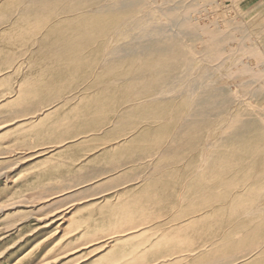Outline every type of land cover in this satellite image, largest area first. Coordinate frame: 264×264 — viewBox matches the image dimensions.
I'll return each mask as SVG.
<instances>
[{
    "label": "rangeland",
    "instance_id": "rangeland-1",
    "mask_svg": "<svg viewBox=\"0 0 264 264\" xmlns=\"http://www.w3.org/2000/svg\"><path fill=\"white\" fill-rule=\"evenodd\" d=\"M26 2L0 0V264H264V0H145L80 59ZM156 28L189 65L146 93L145 57L103 64ZM217 90L227 118H189Z\"/></svg>",
    "mask_w": 264,
    "mask_h": 264
},
{
    "label": "bare ground",
    "instance_id": "bare-ground-1",
    "mask_svg": "<svg viewBox=\"0 0 264 264\" xmlns=\"http://www.w3.org/2000/svg\"><path fill=\"white\" fill-rule=\"evenodd\" d=\"M14 1H21V2L27 1L26 7L23 9L22 14L19 16L20 19L18 21H20L19 23H21V24H19L18 26H21L22 23H25L26 21L29 23H33V20H35L37 23H53L56 19H58L57 21H61V22H59V25L62 26L63 29L66 28L69 35H67L65 37H56L55 40H60V41H64V42H63V44H53L54 48H52V52H53V54L56 55L55 57L69 58V53L71 51H75L76 52L75 54L77 55V56H75V59H80L81 56L83 58H86V56L84 55V47H85V49H87L88 47L97 46L96 44L98 42V36L99 37L100 36L101 37H108V35H110L112 33L115 35L114 37H116L117 35H121V36L124 35V33L126 32V28L128 27L129 23H121L120 24L117 21V18H115V21L113 22L109 19V17H107L108 14H113L115 11L118 12V10L121 8H122V10H123V8L129 9V10L134 9L135 7L142 5L143 2L145 5V0H118L117 2L115 1L114 4L108 3L107 6H103L102 8H98V5L105 0H14ZM147 1L148 0H146V3H147ZM144 5L142 7L141 6L140 7L143 8ZM96 6L98 9L93 8ZM99 7H101V6H99ZM6 11H7V9L4 10L3 12L5 13ZM100 12H103L104 14L98 15V13H100ZM89 13L91 15L87 16V14H89ZM80 14H82V15H80ZM73 15H77L78 16L77 19L71 20V17ZM57 17H59V18H57ZM7 18L12 19V16H10V17L8 16ZM121 19L122 18L120 17V20ZM123 20H125V19H123ZM123 20H122V22L126 21V20L125 21H123ZM107 21H111V22L107 23ZM82 22H86V23H82ZM135 24L136 23L133 24V27ZM182 25L186 26L185 23ZM182 25H181L180 29L182 28ZM188 27H190V26H188ZM81 28H83V29H81ZM183 29L184 28H182V31H183ZM187 29L189 30V28H187ZM82 30H83V33H84L86 38H84V36L82 34ZM184 30H186V29H184ZM194 30H196V29H194ZM188 32H190V30ZM190 33H192V32H190ZM194 33H195V31H194ZM86 35H88V36H86ZM146 35H148V38L151 35L154 36V38H151L152 42L148 46H144L143 43L141 42L144 39L146 40V38H147ZM165 35H164V29L163 28H156L154 30H151V31L148 30V31H145L142 34H140L139 36L140 37L142 36L141 41H138V39H141L139 36H136V37L134 36L135 38L130 39L131 40L130 42H128L122 46H115L109 53L107 52L109 54V56H111V57L103 65L110 66L120 58H131L134 56H142V57L146 58L145 61H143L144 71L140 74V76H138V77L136 76V77L137 78H145V77L151 76V75H153L155 77L153 79L154 80L153 83H146L145 84L146 86L144 85V87H146L144 92L147 93V92L155 91L156 87L161 86L163 84L168 85L170 83L171 79L173 78V76L175 75V72L180 70L181 67H186V65L188 64V62L186 61V56L188 54H187L185 47H183L181 45V43L183 44V42L178 43L179 40H177V39H175L174 41H167V40H165ZM145 36H146V38H145ZM179 36H181V35H179ZM185 37H186V35H185ZM192 37L196 38L195 36H192ZM113 41H114L113 43H115V38H113ZM215 43H213L212 45H215ZM58 46L61 48L59 53L56 52V48ZM217 49H216V45L213 46V51H215ZM150 57H154V58L151 59ZM160 58H162V59L167 58L168 60H166V61L159 60ZM106 59H107V57H106ZM187 60H189V59H187ZM150 61H154L155 63L150 64L149 63ZM164 72H168L169 74L164 76V75H162V73H164ZM41 82L45 83L42 85H46V84L50 85V83L45 82L44 80L39 81V83H41ZM55 83H51V84H55ZM116 83H118V81H114L112 84H116ZM56 84L61 85V86H70V85L64 84L63 82H58ZM110 86H112V85H110ZM193 87H195V86H193ZM65 89L68 90V87ZM219 91H220V89H219ZM219 91L217 90V91H215L216 94H209L208 96L200 99L197 102V105L202 106V109L199 110L198 112L194 111V113H191V115L189 114L188 115L189 118H191V117L195 118L196 117L197 120L200 119V120H203L204 122L206 120H208L209 118H214V117L218 118L221 116L223 117V115H224L223 118H225V113H224L225 107L224 106L228 102V99L226 96L228 92L226 93L225 91H222V92H219ZM141 92H143V91H141ZM162 92L163 91H161L160 94L163 95L165 92H163V93ZM214 97H220L223 99V101L220 103L219 102L208 103L210 98H214ZM66 100H67V98H66ZM188 116H187V118H188ZM189 118L187 119V121L189 120ZM185 119H186V117H185ZM230 120H232V119H230ZM203 121H201V123H203ZM250 126H251L250 122L244 121L241 119H239L235 122H232V128H233L232 134L234 136H241L248 131ZM0 210H2V209H0ZM131 236H128V238H131ZM122 239L123 238L120 237V238H117L116 241L119 242Z\"/></svg>",
    "mask_w": 264,
    "mask_h": 264
}]
</instances>
